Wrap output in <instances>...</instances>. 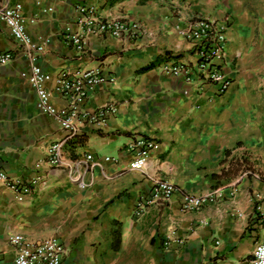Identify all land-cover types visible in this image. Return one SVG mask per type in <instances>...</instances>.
I'll return each instance as SVG.
<instances>
[{"label":"crops","instance_id":"0c3cea01","mask_svg":"<svg viewBox=\"0 0 264 264\" xmlns=\"http://www.w3.org/2000/svg\"><path fill=\"white\" fill-rule=\"evenodd\" d=\"M248 1L185 0L176 12L165 0H43L39 5L37 0H0L20 3L28 34L48 41L37 64L52 76L49 90L62 71L100 67L115 81L92 91L85 109H117L103 128L83 129L71 146V160L85 155L91 160L72 170L49 167L46 148L64 132L55 119L37 111L29 61L0 23V52L15 54L0 66V171L11 178L38 177L22 202L0 184V264H13L16 248L8 241L13 234L32 243L62 242L69 252L61 264L252 260L255 245L264 241V219L256 210L260 205L264 211V181L243 168L264 158V78L257 76L264 70V42L254 39L258 25L245 8ZM92 4L100 18L137 22L141 36H87L85 50L77 53L63 30L68 26L79 33L76 7ZM196 14L214 20L231 16L224 69L231 86L223 95L211 87L197 92L195 85L158 69L164 60L195 62L174 27ZM51 102L65 106L54 94ZM138 136L160 144L142 172L130 170L126 151ZM153 180H165L184 194L216 192L217 200L182 212L175 194L139 210Z\"/></svg>","mask_w":264,"mask_h":264},{"label":"built area","instance_id":"2783aa9c","mask_svg":"<svg viewBox=\"0 0 264 264\" xmlns=\"http://www.w3.org/2000/svg\"><path fill=\"white\" fill-rule=\"evenodd\" d=\"M42 1L37 0L36 4L39 5ZM97 1L107 2V0ZM165 1L176 12L185 5V0ZM76 9L79 13L76 23L80 32L71 33L70 28L65 26L63 35L66 42L71 44L77 53L85 50L87 36L130 40L137 39L142 34L140 25L135 21L103 19L96 16L97 5H80ZM0 23L6 26L20 54L29 61L28 83L36 94L37 111L55 119L64 132L62 139L47 146L44 162L52 168L69 170L74 169L75 165L87 163L92 159L91 155L71 160L69 150L82 134L83 129H101L107 123L109 116L116 113L117 109L114 105H107L93 111L85 109L91 92L97 87L113 84L114 77L105 73L100 67L62 71L54 77L53 87L49 90L46 84L52 80V76L37 64L48 41H34L28 34L22 5L0 2ZM231 23L230 15L220 20H214L202 14H196L185 20L180 18L174 27L175 31L187 42V51L195 58V62L189 64L164 60L158 67L161 74L180 78L188 85H195L197 92H202L205 87H211L216 95L226 93L231 86V78L224 71L228 63L226 32ZM14 57L15 54L12 51L0 52V66L8 64ZM52 94L60 97L65 102V106L55 107L51 102ZM159 150L160 144L157 141L138 136L126 148L131 157L130 170L142 172L151 155L158 153ZM104 160L109 161L110 158L106 157ZM37 181L38 177L11 178L0 171V184L11 191L18 202L24 200ZM80 187L84 188V185L80 183ZM175 194L180 195L182 212L199 211L217 200L216 192L202 195L184 194L165 180H153L150 195L140 202L138 208L140 210L144 204L166 202ZM255 202H260L259 196H255ZM256 210L258 216L264 219V211L260 205L256 207ZM8 241L16 248L13 264H61L69 252L62 242L53 238L32 243L19 234H13L9 236ZM246 264H264V241L255 245L252 260Z\"/></svg>","mask_w":264,"mask_h":264},{"label":"rangeland","instance_id":"374dc122","mask_svg":"<svg viewBox=\"0 0 264 264\" xmlns=\"http://www.w3.org/2000/svg\"><path fill=\"white\" fill-rule=\"evenodd\" d=\"M245 8L249 10V12L254 13V19L257 23L256 27V35H254L255 40H259V37L264 42V0H249L245 2ZM261 35V36H260ZM263 53H264V45H263ZM264 59V57H263ZM234 65V64H232ZM262 70V69H261ZM257 73L258 79L261 80L264 78V70ZM264 127V119L262 124ZM232 165V163L230 164ZM238 169L240 165H237ZM235 169V168H234ZM244 172L248 173V176H256L259 180L264 181V158L260 157V160L250 161L248 166L243 168Z\"/></svg>","mask_w":264,"mask_h":264}]
</instances>
